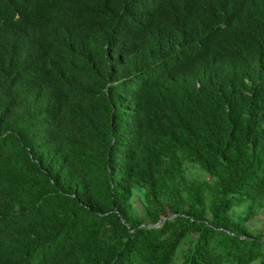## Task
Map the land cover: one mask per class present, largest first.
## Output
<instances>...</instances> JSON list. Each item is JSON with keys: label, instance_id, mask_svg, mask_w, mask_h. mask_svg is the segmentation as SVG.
Returning <instances> with one entry per match:
<instances>
[{"label": "trees", "instance_id": "trees-1", "mask_svg": "<svg viewBox=\"0 0 264 264\" xmlns=\"http://www.w3.org/2000/svg\"><path fill=\"white\" fill-rule=\"evenodd\" d=\"M264 0H0V264H264Z\"/></svg>", "mask_w": 264, "mask_h": 264}, {"label": "rangeland", "instance_id": "rangeland-1", "mask_svg": "<svg viewBox=\"0 0 264 264\" xmlns=\"http://www.w3.org/2000/svg\"><path fill=\"white\" fill-rule=\"evenodd\" d=\"M253 225H259L264 230V215H260L253 220Z\"/></svg>", "mask_w": 264, "mask_h": 264}]
</instances>
